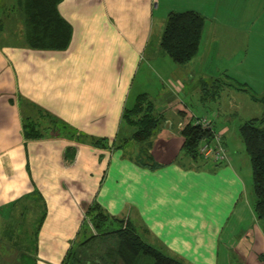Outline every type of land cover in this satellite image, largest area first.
<instances>
[{"label":"crops","instance_id":"0c3cea01","mask_svg":"<svg viewBox=\"0 0 264 264\" xmlns=\"http://www.w3.org/2000/svg\"><path fill=\"white\" fill-rule=\"evenodd\" d=\"M16 1L0 0V225L39 195L45 215L36 264H62L94 203L128 218L146 243L184 264H264V222L253 212L251 171L241 144L229 149L237 134L213 129L228 153L227 163L216 166L184 154L179 125L196 117L186 109L185 90L192 87L193 94L207 85L195 66L205 65L232 31L244 33L246 44L248 20L264 21V0H61L57 9L71 38L60 51L24 46ZM236 1L248 18L232 28L219 12L234 9ZM186 10L202 15L204 25L197 54L178 65L159 53L158 44L167 14ZM140 94L163 118L150 139L151 166L135 163L138 144L113 147L117 135L128 134L121 116ZM259 98L251 96L262 103ZM39 111L71 134L25 138L23 118L47 127Z\"/></svg>","mask_w":264,"mask_h":264},{"label":"trees","instance_id":"16d2710c","mask_svg":"<svg viewBox=\"0 0 264 264\" xmlns=\"http://www.w3.org/2000/svg\"><path fill=\"white\" fill-rule=\"evenodd\" d=\"M60 1L15 2L16 10L20 11L23 17L21 26L25 47L55 51L67 48L71 38V27L58 12L57 6ZM203 25L204 17L198 12L192 10L169 12L159 39V53L169 57L175 64H187L197 54ZM213 82L217 84V80ZM203 90L206 91L205 87ZM256 100L264 104V96ZM39 112L45 119L41 123L48 124L47 127L42 128L37 120L25 117L23 118L25 138H40L47 135L48 131L71 134L67 126ZM263 116L264 114L244 121L238 127V135L250 163L253 212L259 221L264 222V127L261 126ZM121 118L128 134L119 137L117 135L113 147L118 150L123 149L129 142L138 144L140 149L134 158L135 163L140 166H151L148 164L151 163L149 143L163 124L162 116L155 112L153 103L147 95L140 94L135 98L132 107L124 109ZM180 135L182 151L193 160L201 159L197 153L200 142L203 139L210 140L212 137L210 130L201 129L191 123L183 127ZM92 143L101 144L102 140ZM144 145L148 148H144ZM72 153V149L68 150L66 157L70 158ZM123 155L126 156L124 152ZM10 213L5 223L0 225V252L6 256L14 252L15 255L11 256L17 264H36L34 253L37 231L45 215L43 202L35 193L32 199L26 201L17 216ZM85 224L89 233L76 244L77 247L71 246L68 249L62 264H184L146 243L137 227L128 218L110 216L96 203L86 208ZM93 243L99 247L94 254H88ZM77 249H82L80 251L82 253L77 254ZM90 255H94L93 258L96 260H89Z\"/></svg>","mask_w":264,"mask_h":264},{"label":"rangeland","instance_id":"374dc122","mask_svg":"<svg viewBox=\"0 0 264 264\" xmlns=\"http://www.w3.org/2000/svg\"><path fill=\"white\" fill-rule=\"evenodd\" d=\"M240 7L239 1H236L234 9L230 11L220 9V19L232 28L238 27L241 20H243L244 25L248 17L241 16ZM206 17V25L208 26V16ZM246 25L247 27L252 25V35L251 38L249 35L246 44L243 41L244 33L232 31L231 34L222 36L224 47L216 49L215 52L212 51V54L207 57L205 65L202 62L200 65L195 66L197 71L200 68L205 74L202 80L207 84L206 91L203 90L202 86H199L201 90L194 91L192 94L193 88L186 86L188 87L185 90L187 98L184 97V102L187 104L186 109L196 117L211 119L214 130L218 131L217 129L225 126L230 131V136L233 132L237 134L236 144L230 143L229 149L235 152L241 144L246 170L250 172L248 156L245 155L243 143L240 141L238 127L245 120L260 117L264 114V104L251 99V96L254 98L264 96V21L262 17H253L248 20ZM239 39H242V43ZM204 51L208 55L207 48ZM162 56L169 60L166 55L162 54ZM202 58L205 59L204 55H202ZM153 67L157 71L156 65H153ZM195 79H197L196 76ZM213 80H217V84ZM214 86L218 88H214ZM149 87L152 88L153 92L155 91L157 87L155 78L152 79ZM206 163L210 164L211 161L207 160ZM85 228H87V225L83 222L79 240L73 246H76L86 237L84 236ZM87 231L89 232V229ZM98 247L94 243L91 244L88 254H94ZM81 250L77 249V254L82 253ZM11 255H15V253H9L7 256L0 255V264H17L16 261H13L14 257ZM93 257L94 255H90L88 259L91 261L96 260Z\"/></svg>","mask_w":264,"mask_h":264},{"label":"built area","instance_id":"2783aa9c","mask_svg":"<svg viewBox=\"0 0 264 264\" xmlns=\"http://www.w3.org/2000/svg\"><path fill=\"white\" fill-rule=\"evenodd\" d=\"M189 123L208 129L212 133L210 140L203 139L197 148L198 155L204 160H210L215 165H224L228 161V153L221 142V134L213 131L211 119L194 117ZM183 129L182 124H179Z\"/></svg>","mask_w":264,"mask_h":264}]
</instances>
